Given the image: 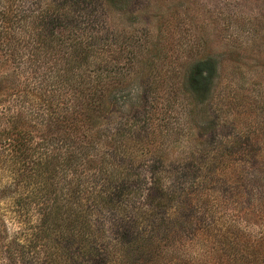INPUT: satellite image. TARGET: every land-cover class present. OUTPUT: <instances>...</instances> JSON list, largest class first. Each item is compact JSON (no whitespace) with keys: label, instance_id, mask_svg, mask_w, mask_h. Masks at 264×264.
Wrapping results in <instances>:
<instances>
[{"label":"trees","instance_id":"1","mask_svg":"<svg viewBox=\"0 0 264 264\" xmlns=\"http://www.w3.org/2000/svg\"><path fill=\"white\" fill-rule=\"evenodd\" d=\"M16 1L0 0L1 46L24 78L11 94L24 101L0 108V264H264L263 184L224 173L221 151L165 167L158 119L121 111L137 59L121 63L117 36L78 33L93 0ZM196 67L190 89L205 98ZM223 181L249 196L236 211L258 216L212 217L204 186Z\"/></svg>","mask_w":264,"mask_h":264},{"label":"rangeland","instance_id":"2","mask_svg":"<svg viewBox=\"0 0 264 264\" xmlns=\"http://www.w3.org/2000/svg\"><path fill=\"white\" fill-rule=\"evenodd\" d=\"M87 6L90 22L80 24L78 33L117 36L124 50L121 63L130 55L137 59L124 82L130 92L121 111L136 115L146 110L158 119L154 128L167 133L170 141L165 167L173 170L179 157L197 151L226 152L231 170L224 173L237 170L236 177H256L263 194L264 0H114L104 8L93 0ZM4 40L0 36V108L17 107L24 93L11 94L24 78L17 62L6 61ZM13 44L22 52L24 44ZM197 65L201 74L196 81L210 87L205 98L190 89ZM225 182L204 186L216 193L201 197L203 207H211V216H258L236 211L234 203L247 204L249 196L230 194ZM182 185L190 190L189 184ZM208 216L203 211L199 219Z\"/></svg>","mask_w":264,"mask_h":264}]
</instances>
